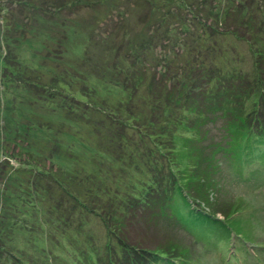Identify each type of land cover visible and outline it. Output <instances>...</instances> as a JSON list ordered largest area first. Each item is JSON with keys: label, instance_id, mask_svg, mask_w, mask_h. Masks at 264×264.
I'll list each match as a JSON object with an SVG mask.
<instances>
[{"label": "rangeland", "instance_id": "rangeland-1", "mask_svg": "<svg viewBox=\"0 0 264 264\" xmlns=\"http://www.w3.org/2000/svg\"><path fill=\"white\" fill-rule=\"evenodd\" d=\"M200 3H2L0 51L7 68L0 71V247L13 249L20 260L0 255V264H92L97 253L106 252L105 243L121 249L98 210L78 204L96 203L95 209L102 210L98 207L111 202L118 208L124 204L120 201L145 194L151 169L136 162L142 151L137 134L117 119L130 118L127 105L142 121L161 115V109L150 111L121 78H130L141 63L150 73L167 67L170 79L190 61L195 46L207 64L248 78L224 99L229 114L216 116L203 136L173 127V138L160 139L171 151L166 166L173 171L168 170L177 172L183 186L184 175L192 174V185L202 186L208 201H195L182 190L183 201L171 192V206L167 203L163 215L153 217L160 219L147 236L173 241L183 258L173 264H264V138L248 139L244 147L241 130L227 135V122L239 123L240 115L253 122L264 114L261 104L256 108V63L249 43L231 29L215 39L207 36L205 24L190 13V6ZM255 5L252 11L264 20V0ZM136 123L147 130L144 122ZM154 191L156 201L165 195L162 187Z\"/></svg>", "mask_w": 264, "mask_h": 264}, {"label": "trees", "instance_id": "trees-1", "mask_svg": "<svg viewBox=\"0 0 264 264\" xmlns=\"http://www.w3.org/2000/svg\"><path fill=\"white\" fill-rule=\"evenodd\" d=\"M98 1L101 2L102 0ZM217 1L221 3L222 0ZM227 1H224L223 5L219 4L218 7V3L216 2L215 4V0H200L199 7L195 8L190 6L191 17L192 19L200 21L201 24H205V33H207L208 37L215 39L219 34L225 35V29H231V33L238 40H245L249 43L251 47L250 53L253 55L256 63L255 86L257 89L256 101L258 104L255 105L259 109L261 104L264 110V20L263 18H258L256 11L253 12L251 9V6H256L255 1L258 0H251L250 2L238 0L235 4L231 0ZM4 2L5 0H0V11L3 9L2 3ZM230 2L232 4H229ZM2 15L3 13L0 14V46L2 44L1 35L4 27L1 24ZM255 21L261 23L262 28H256ZM243 24L247 26L246 29H244L245 26ZM1 53L0 51V71L7 68L3 57H1ZM166 63H168L167 60ZM134 69L130 78H126V76L123 79L121 78L125 89L129 88L131 92H134L132 96L138 94V96L143 97L150 111L154 107L161 109V115L142 121L141 118H134V108L127 105L126 109L132 116H128L130 117L128 119H117L123 127L137 134L135 136L136 140H138L136 145L139 144L142 151L138 152L140 159L136 162H141L142 165L150 167L151 169V174L144 185V196L142 198L133 196L127 201H120V203L124 204H120L118 208L114 207L111 202L104 203L103 206L98 207L102 208L101 210L95 209L94 205L96 203L91 206L86 205L84 201L81 202L78 200L72 192H66L68 194L67 196H70L75 201H79L78 204H80L82 209L87 211L93 209L95 211L98 210L97 212L101 215L106 228L114 237L115 244L122 249L120 253L119 250L121 249L117 248V251H115L112 244L105 243L107 244L105 245L107 248L106 252L103 254L97 253L96 261L95 263L92 261V264H173L178 259H183L179 256L180 249L172 243V240L166 239V241H160L158 240L159 238H151L147 236V229L150 228L152 223L156 225L160 218L153 217L162 216L167 203L171 206V192L176 193L179 196L178 199L182 200L185 197L182 190L187 191L188 195L195 201L200 199L202 201H208V198H206L202 186L192 185V174L184 175L186 177L182 180L186 186H183L181 180H177L175 177L177 172H172V169L167 168L166 161L167 159L168 162L171 161L168 158V153L171 151L166 150L164 146L167 141L164 143L160 139L164 140L167 136L173 138V127L176 129H181V127L190 128V130L197 131V133L195 132V137L203 136L205 133L203 131L204 127L214 120L216 116L218 118H224L226 114H229L224 99L231 98L234 92L239 91L236 88V84L239 81L241 82L242 79L245 80L248 78L244 73L236 72L235 69L229 73L217 65L211 66L207 64L202 55V51L196 48V46L194 47L190 61L186 62L183 68L178 70L177 75L170 79L165 76L166 71H169L167 67L163 70V73H158L157 71L150 73L149 69L141 63L136 65ZM10 73L15 77L18 75L12 71ZM27 82L30 85L33 84L35 87H38L37 82L33 80L28 79ZM139 88H144L145 93L140 94L138 92ZM162 120H164L163 123ZM238 120L239 123L234 125L230 123L231 121L227 122V135H230L234 128L241 130L243 133L241 135V141L244 143V147L248 139H252L253 141L263 140L264 114L262 116L257 115L253 122L242 115H240ZM1 122L2 107L0 104V129ZM136 122L139 124L144 122L142 125L147 130L143 129ZM146 138L149 140H146ZM1 150L0 145V157ZM161 159L164 161L163 165H161ZM157 187H162L166 195L161 194L159 201L155 200L158 194L154 190ZM95 197L98 196L95 195ZM103 207L107 209L106 212L103 211ZM96 215L100 216L98 214ZM134 223L140 225L142 230H137L138 228L133 226ZM142 226H146V228ZM0 255H6L8 258L20 260L18 254L5 245L0 247Z\"/></svg>", "mask_w": 264, "mask_h": 264}]
</instances>
